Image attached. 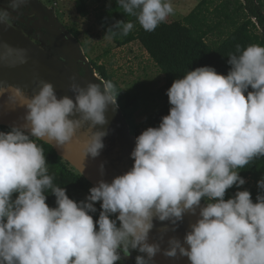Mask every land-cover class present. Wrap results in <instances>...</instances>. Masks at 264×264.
Segmentation results:
<instances>
[{
    "label": "clouds",
    "instance_id": "obj_1",
    "mask_svg": "<svg viewBox=\"0 0 264 264\" xmlns=\"http://www.w3.org/2000/svg\"><path fill=\"white\" fill-rule=\"evenodd\" d=\"M25 3L11 0L10 7ZM117 4L147 32L174 12L171 0ZM8 17L7 10H0V22ZM133 28L131 21H116L105 36H127ZM0 47V59L15 52L19 63L26 62L23 49ZM237 52L229 54L227 75L203 66L174 80L166 91L168 115L136 137L132 167L110 183L98 181L80 202L53 184L44 151L32 137L61 147L85 123L89 130L105 125L108 107L118 108L113 83L82 87L70 77L72 97L58 98L45 81L31 96L0 82V96L23 107L26 122L0 131V264H117L130 249L143 254L135 264H154L158 253L187 257L190 264H264V194L255 203L248 190L224 199L227 189L246 183L238 169L264 156V46ZM107 134L90 131L84 155L99 156ZM99 172L103 175V164ZM257 186L264 192V178ZM48 191L55 197L54 208L46 203ZM202 199L208 201L203 207ZM95 202L101 211L94 222L89 213L96 211ZM197 209L199 218L183 243L169 237L161 249L160 243L148 242L154 219L172 225L159 230L163 241L185 214L195 215Z\"/></svg>",
    "mask_w": 264,
    "mask_h": 264
},
{
    "label": "trees",
    "instance_id": "obj_2",
    "mask_svg": "<svg viewBox=\"0 0 264 264\" xmlns=\"http://www.w3.org/2000/svg\"><path fill=\"white\" fill-rule=\"evenodd\" d=\"M89 1L74 0V8L82 18L89 14ZM94 17L105 34L116 21H131L134 28L127 36L117 35L110 39L116 47L138 41L163 75V84L149 93L155 103L161 104L148 115L146 120L149 127H158L161 118L168 115L171 106L166 91L174 80L203 66L212 67L218 74L227 75L231 68L227 63L229 54H239L238 48L243 50L252 44L264 46V0H199L181 19L163 21L152 32L143 30L135 17L124 13L117 0H111L107 7H99ZM91 64L104 81L113 83L115 91L118 92L117 105L129 125L130 132L137 137L142 132L135 122V114L140 108V94L122 89L102 65L93 61ZM10 128L0 125V131L3 132ZM32 139L44 151L53 184L65 188L70 199L84 201L90 184L59 157L49 144L35 137ZM238 173L245 181H251L252 187L244 190L250 192L255 203L257 195L264 194L257 186V182L264 178V156L254 158L244 168L238 169ZM242 187L243 185H233L226 190L224 199L233 198ZM15 196L13 194V199ZM46 196L48 206L56 207L54 195L48 191ZM202 201L208 202L204 199ZM94 207L96 211L89 214L95 222L101 211L100 202H95ZM111 218L116 217L112 214ZM117 264L125 263L118 261Z\"/></svg>",
    "mask_w": 264,
    "mask_h": 264
},
{
    "label": "water",
    "instance_id": "obj_3",
    "mask_svg": "<svg viewBox=\"0 0 264 264\" xmlns=\"http://www.w3.org/2000/svg\"><path fill=\"white\" fill-rule=\"evenodd\" d=\"M33 4H38L36 0H29ZM56 48L59 55L44 48L26 35L16 25L4 21L0 22V46L7 44L12 49H23L26 55V62L21 64L15 52L6 59H0V82L3 85H14L20 87L23 92L31 96L39 90L40 81L51 83L56 91L57 97H72L73 93L68 90V85L72 82L69 78L75 77V82L82 87L87 83L101 82L88 59L82 54L76 40L71 37L65 29L55 27ZM71 42L74 50L70 49L68 42ZM3 48L0 47V53ZM104 81V79L102 80ZM25 109L16 104L8 102L5 96H0V125L6 127L22 126L26 122L23 117ZM107 123L97 125L89 130L88 124L79 129L73 138L61 147L55 146L54 142L49 143L43 139H38L49 144L55 153L69 163L79 174L90 184L96 186L98 181L111 182L116 176L123 175L133 165L130 153L135 147L136 136L130 132L129 125L123 117L119 107L113 111L110 105L105 113ZM107 130V135L103 137L104 148L99 156L95 158L86 157L82 151L84 141L90 136V131ZM103 164V175L99 172V166ZM82 171V174H81ZM206 202L201 200V207ZM197 214H185L183 220L175 226V231L169 230L164 234L163 241L158 239L162 227L172 228L167 221L161 222L153 220L154 227L149 233V243H160L161 249L167 247L169 237H176L183 243V237L190 231V225L195 223ZM115 216L118 213L114 214ZM187 247V245H184ZM154 264H190L187 257L169 258L161 253L154 257Z\"/></svg>",
    "mask_w": 264,
    "mask_h": 264
},
{
    "label": "rangeland",
    "instance_id": "obj_4",
    "mask_svg": "<svg viewBox=\"0 0 264 264\" xmlns=\"http://www.w3.org/2000/svg\"><path fill=\"white\" fill-rule=\"evenodd\" d=\"M40 1L45 8L48 7L54 26L57 28L62 27L76 40L80 51L88 59L90 66H92L91 61L102 65L122 89L140 94V108L135 114V122L139 125L141 131L148 128L146 120L148 115L161 106L160 103L157 104L155 100L151 99L149 93L161 86L164 78L138 41L116 47L96 23L94 15L98 8L109 6L111 0H90L88 2L89 14L83 18L77 14L74 8V0ZM198 1L171 0L174 12L165 21L181 19ZM10 4L11 0H3V5H8L11 9L10 13L14 11L17 16V10L12 9ZM17 27L28 35L21 27ZM76 32L77 34H75ZM55 43L56 41L52 44L58 52ZM94 72L97 78L102 81L101 75L96 73L95 70ZM251 187V181H246L241 190Z\"/></svg>",
    "mask_w": 264,
    "mask_h": 264
},
{
    "label": "flooded vegetation",
    "instance_id": "obj_5",
    "mask_svg": "<svg viewBox=\"0 0 264 264\" xmlns=\"http://www.w3.org/2000/svg\"><path fill=\"white\" fill-rule=\"evenodd\" d=\"M39 5L33 4L29 0L26 3L16 8L18 15L16 16L14 11L10 13L8 5H3V0H0V10H7L9 17L6 19L9 23L21 27L32 40L42 45L46 49L52 50L55 54L59 55L53 44L57 38L55 35V26L52 23V16H50L49 9L44 7V4L40 0H36ZM51 18V19H50ZM91 187H89L90 189ZM88 189V192H89ZM89 193H87L88 195ZM116 217V216H115ZM137 255H143L136 250L130 249V255L127 258L121 254V260L125 264H135V257Z\"/></svg>",
    "mask_w": 264,
    "mask_h": 264
},
{
    "label": "bare ground",
    "instance_id": "obj_6",
    "mask_svg": "<svg viewBox=\"0 0 264 264\" xmlns=\"http://www.w3.org/2000/svg\"><path fill=\"white\" fill-rule=\"evenodd\" d=\"M68 44H69V46H70V49H71V50H74L73 45H72V43H71L70 41L68 42Z\"/></svg>",
    "mask_w": 264,
    "mask_h": 264
},
{
    "label": "crops",
    "instance_id": "obj_7",
    "mask_svg": "<svg viewBox=\"0 0 264 264\" xmlns=\"http://www.w3.org/2000/svg\"><path fill=\"white\" fill-rule=\"evenodd\" d=\"M196 4H197V3H196ZM179 6H182V5H179ZM180 9H182V8H180ZM181 11H182V10H181ZM189 11H190V10H189ZM189 11H188V12H189ZM188 12H187V13H188ZM187 13H186V14H187ZM186 14H185V15H186ZM185 15H184V16H185Z\"/></svg>",
    "mask_w": 264,
    "mask_h": 264
}]
</instances>
